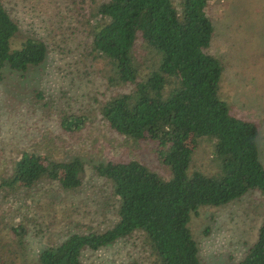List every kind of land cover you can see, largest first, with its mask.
I'll return each mask as SVG.
<instances>
[{
  "label": "trees",
  "instance_id": "16d2710c",
  "mask_svg": "<svg viewBox=\"0 0 264 264\" xmlns=\"http://www.w3.org/2000/svg\"><path fill=\"white\" fill-rule=\"evenodd\" d=\"M207 3L90 0L86 15L79 19L78 34L86 53L100 65L107 92L90 96L82 110L68 107L58 113L60 135L42 134L40 149L35 146L41 138L33 140L31 135L30 143L16 147L11 155L0 152V191L13 194L16 201L32 199L36 187L49 181L55 188L46 192L77 193L84 162L78 149L67 152L68 142L58 141L64 134L76 143L92 124L94 111V119L110 131L155 144L168 174L162 177L135 159L92 164V173L109 186L115 220L104 230L67 234L37 252L34 264H83V251H96L135 231L143 237L149 264H203L188 226L190 215L200 207L226 205L250 190L264 197L257 127L230 114L219 97L222 65L208 53L213 26ZM17 31V21L0 0V70L25 73L45 61L53 31L48 30L46 37L27 36L12 48ZM36 96L44 98L41 92ZM201 141L211 144L213 174L193 165ZM1 193L0 199L7 195ZM16 212L8 217L0 204V264H26L18 259L25 253L28 228L18 217L29 215ZM238 264H264V217Z\"/></svg>",
  "mask_w": 264,
  "mask_h": 264
},
{
  "label": "rangeland",
  "instance_id": "374dc122",
  "mask_svg": "<svg viewBox=\"0 0 264 264\" xmlns=\"http://www.w3.org/2000/svg\"><path fill=\"white\" fill-rule=\"evenodd\" d=\"M2 1L18 25L12 48L27 36L46 37L48 30L54 37L47 41V57L38 67L25 73L6 67L0 70V152L7 157L16 147L28 145L31 135L33 140L42 134L60 135L58 113L68 107L82 110L90 96L99 97L98 93L107 90L100 65L86 53L78 34L79 19L82 13L86 15L90 0ZM207 14L213 26L208 53L222 65L219 97L230 114L257 127L258 159L264 166V0H208ZM39 92L43 99L36 96ZM95 115L96 111L92 124L76 143L64 134L58 141L64 138L68 142L67 152L78 149L84 162L82 187L77 193L56 196L46 192L55 188L49 181L36 187L32 199L22 197L16 201L13 194L0 191L7 194L0 204L8 210V217L16 211H26L33 217L32 221L27 215L18 217L28 228L25 253L18 263L34 264L37 252L69 233L104 230L113 223L114 199L104 180L92 173V164L106 159H135L162 177L168 174L157 158L155 144L120 136L103 121L94 119ZM42 142L43 138L35 149L43 147ZM211 149L210 143L201 141L193 157V165L207 174L215 172ZM263 217L264 197L257 190L247 191L223 206L200 207L188 222L199 259L203 264H238L254 241ZM143 243V237L135 231L96 251H83L80 258L83 264H125L129 260L149 264Z\"/></svg>",
  "mask_w": 264,
  "mask_h": 264
}]
</instances>
